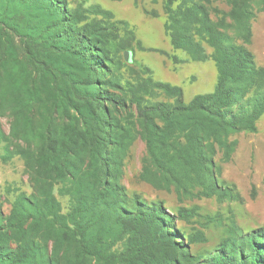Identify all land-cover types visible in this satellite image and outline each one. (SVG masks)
<instances>
[{
  "label": "rangeland",
  "instance_id": "374dc122",
  "mask_svg": "<svg viewBox=\"0 0 264 264\" xmlns=\"http://www.w3.org/2000/svg\"><path fill=\"white\" fill-rule=\"evenodd\" d=\"M165 4L0 0V264H124L109 259L151 244L161 225L180 248L155 242L131 264H207L235 235L264 230V114L254 133L206 113L155 115L152 135L138 115L214 92L210 29L264 70V0H171L170 15ZM171 37L192 40L205 60ZM237 93L246 94L222 110L226 121L253 108L249 85ZM152 211L157 221L138 233L135 217Z\"/></svg>",
  "mask_w": 264,
  "mask_h": 264
},
{
  "label": "trees",
  "instance_id": "16d2710c",
  "mask_svg": "<svg viewBox=\"0 0 264 264\" xmlns=\"http://www.w3.org/2000/svg\"><path fill=\"white\" fill-rule=\"evenodd\" d=\"M165 10L168 15L172 14L171 0H166ZM111 16L110 13H102ZM248 19L242 24L247 32V39L250 36L248 28ZM208 44L214 51V62L219 74L216 88L213 93L205 96L195 97L188 106L180 104L173 107L170 110H165L163 107L157 106L138 111V115L142 118L145 130L149 135H152L154 126L150 120L151 116L157 115L163 121H170L176 117H183L187 115H193L197 113H206L214 118L215 123L226 131H244L249 133L256 132V122L264 114V70L256 68L253 56L247 50L242 47H225L220 43L218 34L209 30ZM171 45L175 50H184L192 58L193 61H204L205 55H200V49L198 45H194L189 38L178 40L176 37H171ZM165 54V53H164ZM82 56L89 57L90 53H84ZM83 69L96 70L92 65L87 66L83 64ZM244 85H249L254 90L253 93V108L248 115L233 117L230 121H226L221 116L223 109L231 108L235 102L236 97L245 95L246 93H237L238 88ZM156 87L162 90L168 96L181 97V90L177 87H171L164 84H156ZM92 102L97 111L100 110L99 98L85 99ZM106 104L111 106H117L115 101L111 98L102 99ZM104 115V114H103ZM102 115V117H103ZM192 213L181 210L179 212L180 218L191 217ZM158 214L152 211L146 215H137L135 221L139 228L138 233H147L153 224L157 221ZM174 218H170L173 220ZM150 227V228H149ZM165 225H161L159 229L153 228L154 241L151 244H147L148 238L138 240L134 249L122 253L118 257H112L109 260L113 262H120L124 264H131V259L141 261L143 260V252L146 249H153L155 242L161 247H166L169 250H177L180 248L175 239L169 235L163 236L165 233ZM167 231V230H166ZM167 240L164 241L163 238ZM197 238L190 239L193 243ZM138 251L140 256L134 255ZM14 258L18 254L12 255ZM152 264H160V261L155 257L149 258ZM169 260L173 262L170 258ZM170 261H166L165 264H171ZM143 262V261H142ZM207 264H264V230L259 232H253L238 238L236 235L233 240H227L221 244L220 250L216 257Z\"/></svg>",
  "mask_w": 264,
  "mask_h": 264
},
{
  "label": "water",
  "instance_id": "95a60500",
  "mask_svg": "<svg viewBox=\"0 0 264 264\" xmlns=\"http://www.w3.org/2000/svg\"><path fill=\"white\" fill-rule=\"evenodd\" d=\"M124 59H125V61L128 62V63L131 62L130 52H125V53H124Z\"/></svg>",
  "mask_w": 264,
  "mask_h": 264
}]
</instances>
